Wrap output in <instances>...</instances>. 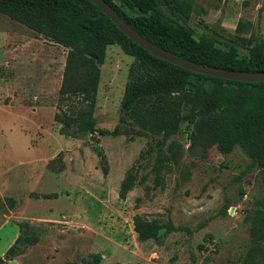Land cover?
<instances>
[{"label": "rangeland", "instance_id": "rangeland-1", "mask_svg": "<svg viewBox=\"0 0 264 264\" xmlns=\"http://www.w3.org/2000/svg\"><path fill=\"white\" fill-rule=\"evenodd\" d=\"M184 1L196 34L205 24L225 36L264 40V0ZM7 30L19 39L30 33L0 13V257L18 235L30 239L2 264H264V238L251 234L264 201L262 171L241 146L222 153L202 139L192 142L182 124L157 149L160 135L130 121L119 124L133 57L112 44L100 66L93 111L96 128L108 130L94 133L108 163L104 175L91 134L61 133L54 119L72 101L58 98L63 73L56 87L22 81L35 104L3 102V79L25 78L34 69L23 53L3 55ZM55 61L60 71L62 58ZM34 93L41 99L34 102ZM118 124L119 134L112 135ZM133 164L136 182L122 199L119 186ZM136 214L173 229L140 241Z\"/></svg>", "mask_w": 264, "mask_h": 264}, {"label": "trees", "instance_id": "trees-1", "mask_svg": "<svg viewBox=\"0 0 264 264\" xmlns=\"http://www.w3.org/2000/svg\"><path fill=\"white\" fill-rule=\"evenodd\" d=\"M105 1L144 38L181 57L220 68L264 71L261 37L225 36L205 24L202 33L196 34L187 24L191 9L184 0ZM0 13L68 49L58 98L72 101L66 110L59 108L54 119L61 123V133L91 134L104 175L108 163L94 133L105 135L108 130L96 128L93 111L106 47L117 44L133 57L121 98L119 124L130 121L133 126L160 135L157 149L182 124L192 142L202 139L215 144L222 153L239 145L260 166L264 189V81L214 77L161 59L127 37L91 0H0ZM239 47L249 53H241ZM119 124L111 130L112 135L119 134ZM134 166L120 183L122 199L135 185ZM159 167L160 162L156 170ZM163 227L173 229L172 223L157 218L136 214L133 219L140 241L158 240ZM251 234L264 238V201L262 210L253 217ZM28 238L18 235L0 257V264L12 259L20 242Z\"/></svg>", "mask_w": 264, "mask_h": 264}, {"label": "crops", "instance_id": "crops-1", "mask_svg": "<svg viewBox=\"0 0 264 264\" xmlns=\"http://www.w3.org/2000/svg\"><path fill=\"white\" fill-rule=\"evenodd\" d=\"M23 25V24H22ZM25 26V25H23ZM26 30L30 32L28 35L22 37L15 36L14 33L10 31H2L5 43L2 45L6 49L5 53H23L27 55L28 59H31L34 69L26 70L25 78L15 77L9 80L3 79V84L6 85V94L4 95V103L7 105H12L18 103L19 105H32L35 104L31 101L30 93L26 90L28 85H24L23 80H28L31 82L38 83L41 87L52 83L53 85H60L61 76L63 73L64 65L60 68V71L55 70V63L57 59L62 58L63 64H65L67 48L46 40L40 34H36L33 30L28 28ZM36 34V35H33ZM15 37L17 39H15ZM16 41V44L13 43ZM61 49H60V48ZM58 53H65L63 56H59ZM9 65V61H5ZM23 73V72H22ZM59 74V76H58ZM34 84V83H33ZM43 90H45L43 88ZM42 92V91H41ZM41 94L37 97V93L32 95V99L36 102L37 99H41Z\"/></svg>", "mask_w": 264, "mask_h": 264}, {"label": "water", "instance_id": "water-1", "mask_svg": "<svg viewBox=\"0 0 264 264\" xmlns=\"http://www.w3.org/2000/svg\"><path fill=\"white\" fill-rule=\"evenodd\" d=\"M110 20L133 42L140 47L149 51L151 54L165 59L179 67L214 77H220L224 79L237 80V81H264V71H241L235 69H226L210 65H204L184 57H181L169 50L159 47L144 38L139 34L131 25H129L115 9L107 3L105 0H91Z\"/></svg>", "mask_w": 264, "mask_h": 264}]
</instances>
